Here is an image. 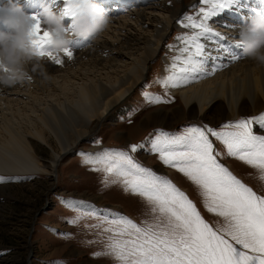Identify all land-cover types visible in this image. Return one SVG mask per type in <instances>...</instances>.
Segmentation results:
<instances>
[{
	"label": "snow or ice",
	"instance_id": "snow-or-ice-1",
	"mask_svg": "<svg viewBox=\"0 0 264 264\" xmlns=\"http://www.w3.org/2000/svg\"><path fill=\"white\" fill-rule=\"evenodd\" d=\"M51 3L55 5L56 0ZM198 3L202 5L198 12L176 21L191 31L178 34L175 38L178 43L167 46L176 49V55L165 66L166 74L153 81L166 91L227 67L214 63L209 68V60L218 61L224 56L229 62H236L243 57L233 50V45L241 46L234 37L226 39V34L215 31L209 24L233 0H198ZM81 10L74 0H63L58 8L62 17L71 18ZM32 21L37 35L34 43L44 54L49 33L41 28L38 14H32ZM202 38L215 39V55L201 42ZM87 42L86 38L78 37L72 47L64 50L63 57L72 60L75 50ZM54 61L61 65L65 59L57 56ZM142 95L148 103H169L172 99L147 91ZM254 126L264 131V111L228 121L221 125L220 131L207 124L189 125L182 132L154 129L144 141L130 144L128 149L81 151V163L92 172L103 173L101 183L105 189L119 185L126 194L140 197L148 205L151 219L138 224L122 213L73 198H61V203L78 214L61 219L76 225L85 215L99 217L97 224L86 225L101 229L103 250L92 256L110 258L114 264H264V194H258L220 162L222 153L210 139L214 137L224 146L223 155L256 169L257 178L264 182V134L256 133ZM146 143L165 166L181 173L196 187L207 212L222 218L218 227L205 220L196 203L170 178L158 175L134 158L132 153L143 149ZM30 178L0 175V184ZM60 235L71 238L72 234ZM8 251L0 250V256ZM50 264L66 261L57 259Z\"/></svg>",
	"mask_w": 264,
	"mask_h": 264
},
{
	"label": "bare ground",
	"instance_id": "bare-ground-1",
	"mask_svg": "<svg viewBox=\"0 0 264 264\" xmlns=\"http://www.w3.org/2000/svg\"><path fill=\"white\" fill-rule=\"evenodd\" d=\"M7 2L0 0V5ZM11 2L30 14H38L45 5L59 14L58 8L63 4V0H56L55 5L51 0ZM182 2L97 0L111 17L109 28L98 40L75 50L70 61L61 54L65 59L61 65L45 59L43 63L49 79L36 76L30 84L0 90V175L54 176L63 154L88 134L89 125L110 117L111 110L121 105L142 79L149 62L160 52L166 34L173 29L181 33L191 31L176 21L195 14L198 9L186 13L188 5H181ZM258 3V0H233L212 17L209 24L215 31L226 34V39L234 37L237 40L239 26L257 15L264 16V7ZM191 4L200 5L198 0ZM71 21V17H62L66 28ZM0 30L6 29L0 25ZM74 40L69 41L70 47ZM201 42L216 54L215 39L202 38ZM177 43L175 39L174 44ZM169 50L174 54L163 56V75L166 74L165 66L176 55V49ZM233 50L240 53L241 46L233 45ZM214 63L227 67L195 78L186 85L170 88V93L179 97L180 105L168 111H157L153 116L171 120L184 116L187 109L190 117L213 121L264 111V65L244 56L236 62H229L222 56L218 61L209 60L207 66L211 68ZM44 90L45 96L38 97L37 93ZM25 93L31 101L22 98ZM41 148L49 150L47 158L42 155ZM5 153L17 159L11 160ZM5 188L6 184L0 185V191Z\"/></svg>",
	"mask_w": 264,
	"mask_h": 264
},
{
	"label": "rangeland",
	"instance_id": "rangeland-1",
	"mask_svg": "<svg viewBox=\"0 0 264 264\" xmlns=\"http://www.w3.org/2000/svg\"><path fill=\"white\" fill-rule=\"evenodd\" d=\"M192 1L183 0L181 3L188 5L186 13L200 8L197 4L192 6ZM258 1V5L264 7L262 3L264 0ZM180 33L181 31L173 29L166 34L160 52L149 62V68L142 79L129 92L121 105L111 110L110 117L101 122L94 121L89 125L88 134L77 140L76 144L63 154L55 167L54 176L9 175L31 178L2 183L6 184V188L0 191V250L9 251L6 255L0 256V264H50L57 259H63L66 264H114L110 258L92 256V253L103 250L99 236L101 229L86 225L97 224L100 218L85 215L76 225L67 223L61 218H71L78 213L62 204L61 198L87 201L98 208L111 209L130 217L138 224L151 219L148 205L140 197L126 194L119 185L105 189L101 183L103 173L90 171L88 165L81 163L82 157L79 153L81 151L95 153L105 148L128 149L130 144L144 141L154 129L182 132L184 127L189 125L207 124L220 131L221 125L228 121L261 112L209 121L208 118L190 117L185 109V114L181 117L166 121L162 120V117L155 118L153 116L155 112L168 111L181 103L179 97L171 94L169 89L166 91L159 84L153 83L158 75L163 76L162 58L164 55L174 54L167 46L174 44L175 38ZM146 91L172 98L171 102L148 103L142 95ZM45 92V90L38 92V97H44ZM22 98L30 100L31 97L25 93ZM254 131L264 134L259 127L254 126ZM210 139L216 150L222 153L219 157L220 162L258 194H264V182L257 178V170L235 158L223 155L224 146L214 137L210 136ZM96 141L100 143L97 144ZM41 149L42 155L47 158L49 150ZM149 149L150 144L146 143L143 149L132 155L158 175L170 178L196 203L205 220L213 227H218V222L222 223V218L207 212L196 187L181 173L165 166L158 159V154ZM51 229H55V232ZM61 233L72 235L71 238H64ZM89 241L96 242L89 244Z\"/></svg>",
	"mask_w": 264,
	"mask_h": 264
},
{
	"label": "clouds",
	"instance_id": "clouds-1",
	"mask_svg": "<svg viewBox=\"0 0 264 264\" xmlns=\"http://www.w3.org/2000/svg\"><path fill=\"white\" fill-rule=\"evenodd\" d=\"M74 2H78L82 10L67 28L62 16L49 6H43L38 13L41 28L49 33L44 54H40L34 43L37 35L32 14L11 0L0 5V25L6 29L0 30V90L30 84L36 76L49 79L45 59L55 62L54 57L68 49L69 41L79 37L94 42L109 28L111 17L97 0ZM237 36L243 56L264 65V16L257 15L239 26Z\"/></svg>",
	"mask_w": 264,
	"mask_h": 264
}]
</instances>
